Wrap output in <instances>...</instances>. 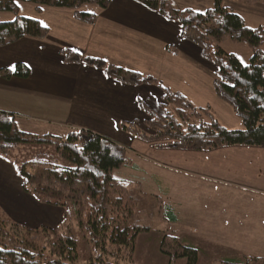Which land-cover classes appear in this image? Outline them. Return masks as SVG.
I'll return each instance as SVG.
<instances>
[{
    "label": "trees",
    "instance_id": "trees-1",
    "mask_svg": "<svg viewBox=\"0 0 264 264\" xmlns=\"http://www.w3.org/2000/svg\"><path fill=\"white\" fill-rule=\"evenodd\" d=\"M112 0H0V13H12L11 21L0 22V47L25 37L44 38L49 29L39 19L20 15V4L70 9L87 23L94 14L84 6L101 9ZM181 26V38L197 45L202 57L216 70L218 97L228 104L244 130L224 125L210 106L199 108L180 92L160 85L163 102L153 108L140 101L142 123H124V132L158 148L209 152L225 147L264 148V26L247 29L241 17L214 0L206 12L179 10L171 0H136ZM255 4L260 0H243ZM226 39L248 42L252 57L243 65L221 46ZM67 63H85L102 69L109 77L133 86L158 83L151 77L113 66L100 59L84 58L70 50L62 52ZM31 70L24 63L1 69L4 79H26ZM206 117V118H205ZM198 118V119H197ZM196 119V120H194ZM15 152H27L14 163L26 193L42 204L71 209L80 231L86 233L90 257L83 262L79 242L67 224L68 213L55 228H30L0 218V264H133L139 237L150 228L134 221L139 202L131 194V183L119 180L115 171L130 165L127 150L89 130L71 131L66 137L36 135L18 129L12 113L0 111V157L13 163ZM166 216L177 223L173 208ZM160 251L169 264L185 259L198 264L199 250L186 246L177 235H164ZM264 258L228 259L222 264H259Z\"/></svg>",
    "mask_w": 264,
    "mask_h": 264
},
{
    "label": "crops",
    "instance_id": "crops-1",
    "mask_svg": "<svg viewBox=\"0 0 264 264\" xmlns=\"http://www.w3.org/2000/svg\"><path fill=\"white\" fill-rule=\"evenodd\" d=\"M192 1L171 0L179 10L196 11ZM34 9L31 17L49 29L48 35L25 37L0 47V70L18 63L31 70L26 79L0 76V111L14 114L19 130L59 137L81 129L92 131L127 150L130 165L122 169L137 174V181L169 187L176 175L181 180L229 186L255 199L247 207L264 213V148L232 146L209 152L158 148L122 129L124 123L144 121L140 101L153 108L160 106L164 96L160 85L180 92L195 105L206 107L209 103L205 100H213L231 111L215 91V67L203 59L197 45L181 38L178 22L136 0H112L106 9L84 6L83 12L96 16L93 23L79 20L70 9L43 7L40 13ZM64 50L103 60L158 83H121L102 69L65 62ZM219 111L224 118L225 110ZM227 115L241 123L233 114ZM12 194L20 203L30 201L39 211L49 209L25 192L15 168L0 157V197Z\"/></svg>",
    "mask_w": 264,
    "mask_h": 264
},
{
    "label": "rangeland",
    "instance_id": "rangeland-1",
    "mask_svg": "<svg viewBox=\"0 0 264 264\" xmlns=\"http://www.w3.org/2000/svg\"><path fill=\"white\" fill-rule=\"evenodd\" d=\"M191 5L196 11L206 12L214 7V0H194ZM224 6L238 14L247 29L264 26V0L255 4L243 0H225ZM34 8L31 3H22L20 15L31 17L35 13ZM15 17L12 13H0V22L11 21ZM221 46L226 52L234 54L243 65L250 63L252 48L248 42L226 39ZM205 101L224 125L244 130L241 123H235L227 115L229 112L236 117L232 108L228 111L226 105L221 104L220 107L213 100ZM217 108L225 110L224 118L222 111ZM27 154L15 152L13 163H9L15 168V161L22 162ZM114 176L131 183V194L139 202L134 221L150 228L149 233L139 237L133 264H169L168 257L160 251L164 235H177L186 246L198 249V264H222L228 259L243 260L245 257H259L257 255L264 257V213L247 207L255 199H250L243 191L203 180H181L176 175L169 182V187H155L147 182L145 184L143 180L137 181V174L127 169L115 171ZM17 199L14 194L10 198L0 197V218H11V221L27 224L29 226H25L31 228H55L68 213L67 224L78 239L82 261L89 259L86 233L79 230L71 209L47 205L49 209L39 211L30 201L23 200L20 203ZM168 206L174 209L177 223L167 218ZM176 264H187V261L181 259ZM259 264H264V261Z\"/></svg>",
    "mask_w": 264,
    "mask_h": 264
}]
</instances>
